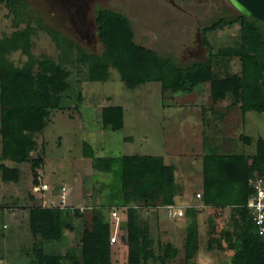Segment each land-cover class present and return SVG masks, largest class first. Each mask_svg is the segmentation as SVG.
I'll return each mask as SVG.
<instances>
[{"label":"rangeland","instance_id":"1","mask_svg":"<svg viewBox=\"0 0 264 264\" xmlns=\"http://www.w3.org/2000/svg\"><path fill=\"white\" fill-rule=\"evenodd\" d=\"M23 2L33 29L30 53L35 59L47 57L64 67L68 88L62 94L59 109L51 111L44 130L35 136L37 144L31 160L19 163L3 156L0 135V165L17 168L19 174L17 182L4 181L0 169V264H28L36 245L80 258L81 237L95 210L108 220L110 236H117L113 243L109 239L114 252L111 264H126L128 251L123 237L127 207L122 206L113 190L117 168L109 164L111 157L123 155L163 157L167 194L178 199L174 206L139 209L156 257L143 264H161L159 258L163 257L166 244L175 248L177 254L165 258L163 264H184L187 225L191 221L186 210H194L196 220L194 262L232 264L233 251L227 249L222 231L233 220L238 221V213L231 218L228 208L203 205L202 196L197 197V193L202 195L203 159L211 153L251 156L256 139L264 138V114L243 111L230 95L213 100L210 82L190 93L172 92L170 66L206 61L209 48L203 44L202 28L217 16L236 15L235 9L227 0ZM99 8L125 15L135 42L162 57L161 82L128 86L113 67L108 69L106 79H89L90 56H98L104 50L94 21ZM24 27L25 23L14 27L12 15L0 2V38ZM50 31L58 34V41ZM247 41L238 24L208 34L213 53L235 46L249 53ZM218 57L219 66L214 72L240 75L237 56ZM7 59L18 67L29 60L22 49L10 52ZM109 105H119L124 110L120 130L112 131L102 125V108ZM85 144L91 147L92 156L84 151ZM34 160L40 161L37 184ZM176 203L183 205L178 208ZM33 206L58 207L65 212L63 225L68 227L63 229L59 242L46 243L32 234L28 213Z\"/></svg>","mask_w":264,"mask_h":264},{"label":"trees","instance_id":"2","mask_svg":"<svg viewBox=\"0 0 264 264\" xmlns=\"http://www.w3.org/2000/svg\"><path fill=\"white\" fill-rule=\"evenodd\" d=\"M12 15L13 25L18 28L8 36L0 38V135L2 155L24 163L31 160L36 148L35 136L40 134L52 110L59 109L62 94L68 88L67 70L44 57L35 59L30 53V38L33 29L23 0H0ZM24 10V11H23ZM97 36L104 50L88 60V75L92 81L104 80L108 69L118 70L128 86L163 80V59L154 50L139 45L129 19L121 12L99 8L95 12ZM234 24L239 25L241 34L248 37L251 51L243 48L226 47L213 53L208 34ZM58 41V34L49 32ZM203 44L209 48L206 61L194 62L188 66L172 63L170 66L172 92L190 93L197 86L210 82V94L219 101L231 96L240 103L243 111L264 114V26L240 13L217 16L202 28ZM17 49L29 60L18 67L7 59ZM237 56L240 75L214 72L219 66V57ZM101 121L104 128L117 131L124 125V110L119 105L102 108ZM249 141V139L247 140ZM84 151L92 156L91 147L85 144ZM250 159V160H249ZM109 164L116 167L117 185L113 189L122 206L127 207L125 221L127 263L143 264L148 259L156 260L151 249L148 229L140 219V208L171 206L174 200L167 194V166L163 157L152 155H123L111 157ZM40 161H33L34 181L37 184L36 169ZM111 168V169H112ZM4 181L17 182L18 169L0 165ZM110 170V169H109ZM201 203L215 208H228L231 218L238 213V221L222 231L227 249L233 251L232 264H264V235H258L246 209L251 193L248 178L264 175V138L255 141L251 156L243 154H207L203 159ZM78 212V211H77ZM194 210H186L191 216L187 225L186 253L184 264H196L193 253L196 243V220ZM65 212L58 207L33 206L29 208V227L34 236L46 243L59 242L63 237ZM214 227L210 228L213 232ZM110 224L101 211H93L90 226L81 237V257L49 252L36 245L28 264H111ZM218 245L221 246L219 243ZM177 254L170 244L165 245L161 264L165 258Z\"/></svg>","mask_w":264,"mask_h":264},{"label":"built area","instance_id":"3","mask_svg":"<svg viewBox=\"0 0 264 264\" xmlns=\"http://www.w3.org/2000/svg\"><path fill=\"white\" fill-rule=\"evenodd\" d=\"M247 182L251 188V193L246 201V209L256 233L258 235H264V175L250 176ZM196 195L200 197L199 193ZM180 213L179 215H182L181 211ZM116 239V235L110 237L112 243L115 242Z\"/></svg>","mask_w":264,"mask_h":264},{"label":"water","instance_id":"4","mask_svg":"<svg viewBox=\"0 0 264 264\" xmlns=\"http://www.w3.org/2000/svg\"><path fill=\"white\" fill-rule=\"evenodd\" d=\"M237 13L264 26V0H227Z\"/></svg>","mask_w":264,"mask_h":264},{"label":"crops","instance_id":"5","mask_svg":"<svg viewBox=\"0 0 264 264\" xmlns=\"http://www.w3.org/2000/svg\"><path fill=\"white\" fill-rule=\"evenodd\" d=\"M165 164H166V163H165ZM173 200H174V203L178 201V199H176V198H174ZM183 201H184V200H183ZM183 201H182V203H183ZM182 203H176L175 205H176L178 208H180V207H182V205H183ZM173 206H174V205H173ZM118 252H120V250H117V253H118ZM113 253H114V252L111 251V257L113 256Z\"/></svg>","mask_w":264,"mask_h":264}]
</instances>
